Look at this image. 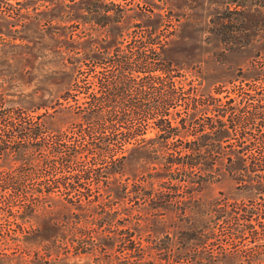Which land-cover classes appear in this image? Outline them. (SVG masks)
Wrapping results in <instances>:
<instances>
[{"label":"rangeland","instance_id":"obj_1","mask_svg":"<svg viewBox=\"0 0 264 264\" xmlns=\"http://www.w3.org/2000/svg\"><path fill=\"white\" fill-rule=\"evenodd\" d=\"M147 37L168 71L138 65ZM124 57L137 62H107ZM163 85L175 91L165 113L179 146L252 152L256 190L238 188L222 158L185 180L147 174L145 145L123 135L153 136ZM228 93L258 118L231 139L202 141L207 118L228 123L216 110ZM94 102L103 120L87 124L79 111ZM10 109L6 121L39 130L0 127L27 160H0V264H264V0H0V112ZM72 149L68 168L33 170Z\"/></svg>","mask_w":264,"mask_h":264},{"label":"trees","instance_id":"obj_2","mask_svg":"<svg viewBox=\"0 0 264 264\" xmlns=\"http://www.w3.org/2000/svg\"><path fill=\"white\" fill-rule=\"evenodd\" d=\"M142 44L143 46L147 47L149 51L147 52V54H136L139 57L138 65L143 66L147 70L156 69L164 72L168 71V68L165 67L168 62L164 59H161L159 52L156 51L157 46H159L158 41L153 38L147 37L144 39ZM135 61L136 60L133 61V58L124 57L123 59H111L107 62L112 64H121L123 65V67L125 66V69L128 65L135 63ZM95 62H99L101 64L102 58H99ZM106 81L107 79L105 78L103 84H106ZM163 88L164 99L160 100L154 105L155 108H161L162 111H160L161 113L156 117L153 116L151 118L153 126L156 127V132L153 134V136L144 137L141 135L140 137H138L140 134L135 132H129L123 135V138L126 142L134 143L135 146L139 145L140 143H142L141 145H145L146 150L150 154L149 162L151 165V172L149 171L147 174L159 176L162 175L165 177L174 176V178H178V180H185V178L192 175L195 168L201 165L203 166L205 164H211V166H213L217 159L222 158V160H226L225 163L228 168V173H230L232 179L236 181V183L238 184V188L246 186V188L250 190H256L257 186L255 183V179L258 164L256 163V158L254 157V154L252 152L247 154L246 150H244L243 148L229 147L228 149H223L220 146L204 149L203 151L196 146H192L194 142L192 143L190 140L188 142H185L183 146H179L182 143L179 137H177V132L179 131V129L178 127H173L171 125V121L170 119H168V117H166L165 113L168 107L175 105V91L172 89V85L164 86ZM225 97L227 98L225 102L227 107H224L223 109L217 108L216 110L219 111L218 115L220 116H224L227 112H229L230 118L228 119V123L220 118H207L201 126H208V128L212 132H207L201 136V139L204 142L211 141L218 143L223 139H231L233 138V136H235V133H233L232 130L235 131L237 126H239L241 123H244V121L249 124H254L256 118H258L256 108H252L249 111L236 109L231 106L234 98L231 97L229 93L225 95ZM67 98L68 97L65 95L63 99L66 100ZM192 100L191 102L187 103V110L185 112L186 117L188 116V121L194 118V115L192 116L189 114V110H193L194 112L195 110H197V103H195L194 99ZM104 104L107 107H113L115 105V103H111V101L109 100L105 101ZM8 111L9 113H12L11 111L13 110L10 109L5 112H0V127H2V129L5 128L6 130H10V133L16 136H23L27 134L36 135L38 133V126L31 127V125H29L28 123H13L11 121H6L5 114ZM79 112L81 119L87 124L98 123L99 121L103 120L101 106L99 103L94 102L87 111ZM21 113L22 111L16 110V114H13L19 119V114ZM231 114H233V116H231ZM183 123L184 120L182 121V124ZM81 125L82 123L75 126L80 128ZM0 132H2L1 128ZM22 148L24 147L17 142L15 143L13 141H9L8 139H2L0 134V160L11 155L10 157L13 160H24L26 162V158L23 159L22 157L24 156V150ZM98 149L100 153H105L109 150L107 145H99ZM245 155L246 157H244ZM247 157H249L250 159L249 163H247ZM78 160L79 153L76 150L72 149L64 153L62 156L59 155V157H57L55 160L51 159V163H49L47 160L43 161L41 164L34 163L33 170L38 171L44 167L49 166L53 169L56 167L57 169L63 167L68 168L70 164L76 163ZM262 161L264 162V156ZM21 164H24V162H21ZM57 164H59L60 167L57 166ZM261 166H263L264 168V165ZM18 171L21 175L24 172L22 168H20ZM90 172L91 171L89 169L80 171L81 176L85 179L89 177ZM209 175L212 174L210 173ZM71 176L75 177L73 174ZM78 178L79 176L75 177V182L78 180ZM70 202H73L75 207H81L80 199L71 200ZM36 206V204L30 205V202L25 203L23 206V210L31 211L34 210ZM218 211L221 214L223 212V208L219 207ZM205 241L206 238L202 239V242Z\"/></svg>","mask_w":264,"mask_h":264}]
</instances>
